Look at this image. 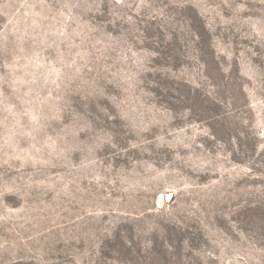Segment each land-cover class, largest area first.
<instances>
[{
    "label": "rangeland",
    "instance_id": "374dc122",
    "mask_svg": "<svg viewBox=\"0 0 264 264\" xmlns=\"http://www.w3.org/2000/svg\"><path fill=\"white\" fill-rule=\"evenodd\" d=\"M0 264H264V0H0Z\"/></svg>",
    "mask_w": 264,
    "mask_h": 264
}]
</instances>
